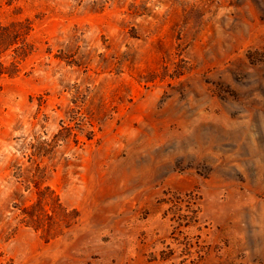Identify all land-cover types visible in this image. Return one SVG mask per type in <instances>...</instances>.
Segmentation results:
<instances>
[{"label": "rangeland", "instance_id": "374dc122", "mask_svg": "<svg viewBox=\"0 0 264 264\" xmlns=\"http://www.w3.org/2000/svg\"><path fill=\"white\" fill-rule=\"evenodd\" d=\"M25 17L36 50L0 77V264H264V0H0ZM50 190L70 213L46 235L22 209ZM187 193L190 227L163 203Z\"/></svg>", "mask_w": 264, "mask_h": 264}, {"label": "trees", "instance_id": "16d2710c", "mask_svg": "<svg viewBox=\"0 0 264 264\" xmlns=\"http://www.w3.org/2000/svg\"><path fill=\"white\" fill-rule=\"evenodd\" d=\"M34 30L35 23L30 17L17 18L7 22L0 21V77H16L23 72L25 62L36 50V46L31 40ZM46 190L49 191V187ZM163 203L171 206L167 211L170 213V210H172L173 214L180 211L179 208L172 209L173 205L176 208L182 204L187 205V214L181 215L180 213L183 220L179 222V226L190 227L198 222L200 202L193 193L174 194L164 198ZM46 205L50 206L51 213ZM69 213L53 191L50 190L48 194L45 191H39L38 201L22 209V222L36 230H42L46 235H51L53 225L47 224L45 218L63 220ZM177 243H185L186 248L190 249L191 244L188 239L184 242L179 240ZM198 258L201 259L202 256H198ZM151 259L169 261L172 256L161 253L153 255Z\"/></svg>", "mask_w": 264, "mask_h": 264}]
</instances>
